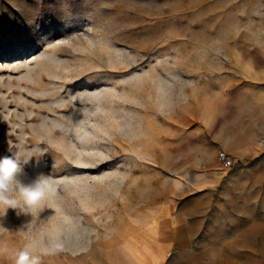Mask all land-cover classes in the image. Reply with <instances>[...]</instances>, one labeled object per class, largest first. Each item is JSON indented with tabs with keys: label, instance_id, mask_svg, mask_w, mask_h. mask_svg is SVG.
I'll return each instance as SVG.
<instances>
[{
	"label": "rangeland",
	"instance_id": "374dc122",
	"mask_svg": "<svg viewBox=\"0 0 264 264\" xmlns=\"http://www.w3.org/2000/svg\"><path fill=\"white\" fill-rule=\"evenodd\" d=\"M15 152L55 194L0 218V264H264V0H0Z\"/></svg>",
	"mask_w": 264,
	"mask_h": 264
},
{
	"label": "clouds",
	"instance_id": "9594fccd",
	"mask_svg": "<svg viewBox=\"0 0 264 264\" xmlns=\"http://www.w3.org/2000/svg\"><path fill=\"white\" fill-rule=\"evenodd\" d=\"M28 158L19 152L0 157V218L6 216L9 209L17 215L30 213V209L41 205L55 194L54 182L45 176L27 180L23 165ZM63 245L51 243L46 249L27 244L14 255L15 264H42L46 253L59 252Z\"/></svg>",
	"mask_w": 264,
	"mask_h": 264
},
{
	"label": "built area",
	"instance_id": "2783aa9c",
	"mask_svg": "<svg viewBox=\"0 0 264 264\" xmlns=\"http://www.w3.org/2000/svg\"><path fill=\"white\" fill-rule=\"evenodd\" d=\"M219 161L225 167H232L234 165V158L230 156L227 152H221L218 155Z\"/></svg>",
	"mask_w": 264,
	"mask_h": 264
},
{
	"label": "bare ground",
	"instance_id": "6f19581e",
	"mask_svg": "<svg viewBox=\"0 0 264 264\" xmlns=\"http://www.w3.org/2000/svg\"><path fill=\"white\" fill-rule=\"evenodd\" d=\"M213 260V259H212ZM216 261H218V263L217 264H252V263H239V262H236L233 258H232V256L231 257H229V255H226L225 257H223V258H221V259H219V260H216ZM212 264V263H214L215 264V260H214V262L212 261H210L209 262V264ZM208 264V263H207Z\"/></svg>",
	"mask_w": 264,
	"mask_h": 264
}]
</instances>
